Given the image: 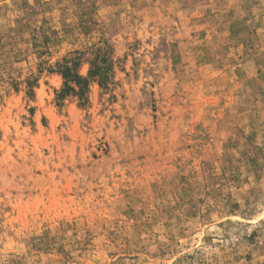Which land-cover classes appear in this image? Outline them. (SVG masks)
<instances>
[{
    "label": "rangeland",
    "instance_id": "374dc122",
    "mask_svg": "<svg viewBox=\"0 0 264 264\" xmlns=\"http://www.w3.org/2000/svg\"><path fill=\"white\" fill-rule=\"evenodd\" d=\"M0 264H264V0H0Z\"/></svg>",
    "mask_w": 264,
    "mask_h": 264
},
{
    "label": "trees",
    "instance_id": "16d2710c",
    "mask_svg": "<svg viewBox=\"0 0 264 264\" xmlns=\"http://www.w3.org/2000/svg\"><path fill=\"white\" fill-rule=\"evenodd\" d=\"M64 74H65V77L75 78L78 83H80L82 81V78L81 77H78L77 75H70L69 73H64Z\"/></svg>",
    "mask_w": 264,
    "mask_h": 264
}]
</instances>
